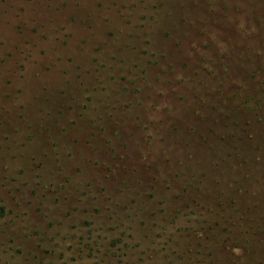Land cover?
<instances>
[{
  "label": "rangeland",
  "instance_id": "1",
  "mask_svg": "<svg viewBox=\"0 0 264 264\" xmlns=\"http://www.w3.org/2000/svg\"><path fill=\"white\" fill-rule=\"evenodd\" d=\"M0 207V264H264V0H0Z\"/></svg>",
  "mask_w": 264,
  "mask_h": 264
},
{
  "label": "trees",
  "instance_id": "2",
  "mask_svg": "<svg viewBox=\"0 0 264 264\" xmlns=\"http://www.w3.org/2000/svg\"><path fill=\"white\" fill-rule=\"evenodd\" d=\"M5 209L3 207H0V218H2L4 215H5ZM118 245V242H114L113 246H117ZM124 262V261H123Z\"/></svg>",
  "mask_w": 264,
  "mask_h": 264
}]
</instances>
